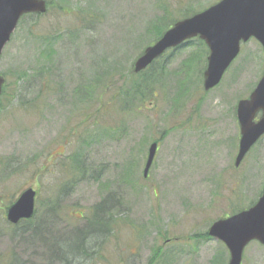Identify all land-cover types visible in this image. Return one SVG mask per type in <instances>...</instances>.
<instances>
[{
	"label": "rangeland",
	"instance_id": "obj_1",
	"mask_svg": "<svg viewBox=\"0 0 264 264\" xmlns=\"http://www.w3.org/2000/svg\"><path fill=\"white\" fill-rule=\"evenodd\" d=\"M218 1L46 0L45 15L21 19L0 56V264H54L56 243V255L74 252L70 264H227L208 228L264 185V136L234 167L235 106L261 77L260 45H242L208 92L206 58L184 70L202 48L166 52L164 69H149L153 90L123 98L144 79L134 61L159 39L147 28ZM28 188L34 217L13 226L7 210ZM242 264H264V247L250 242Z\"/></svg>",
	"mask_w": 264,
	"mask_h": 264
},
{
	"label": "water",
	"instance_id": "obj_2",
	"mask_svg": "<svg viewBox=\"0 0 264 264\" xmlns=\"http://www.w3.org/2000/svg\"><path fill=\"white\" fill-rule=\"evenodd\" d=\"M45 0H0V56L26 14H45ZM198 38L208 49L202 87H216L229 65L237 57L240 43L254 38L262 47L264 57V0H220L206 10L174 23L152 45L145 48L134 61L132 72L145 70L166 50ZM5 80L0 75V94ZM260 116L256 119L257 115ZM239 126V147L234 166L242 162L250 148L264 134V62L262 76L248 98L236 105ZM157 141L148 149L143 178L148 176ZM35 192L29 188L7 210V221L16 225L34 215ZM208 236L220 241L228 250L227 264H241L245 247L252 241L264 246V186L257 202L250 208L228 218L219 219L208 229Z\"/></svg>",
	"mask_w": 264,
	"mask_h": 264
},
{
	"label": "trees",
	"instance_id": "obj_3",
	"mask_svg": "<svg viewBox=\"0 0 264 264\" xmlns=\"http://www.w3.org/2000/svg\"><path fill=\"white\" fill-rule=\"evenodd\" d=\"M184 16H188L187 14H185ZM183 16V17H184ZM170 22H172L171 20H170ZM175 21H173L172 22V24L174 23ZM157 23H159V22H153L151 25H150V27L149 28H147V35L148 36H152V38L154 39V40H156V39H158V38H160V36L163 34V32H165L172 24H170V25H168L169 24V20H167L165 23H167L166 24V26L165 27H162V28H160V29H162V30H160L159 29V27L157 26V25H159V24H157ZM147 36V37H148ZM187 44H195V45H197V46H199L200 48H202V57H201V54H200V52H198L199 54H192V56H190V57H188V59L185 61V63H184V70H185V72L186 73H190L191 74V71L190 70H192V69H194V63L195 62H198V61H200L201 60V58H202V60L204 61V59H205V57H206V55H207V51H206V47L204 46V44L200 41V40H196V41H190V42H188ZM163 58H159L157 61H155L147 70H145L144 72H142L140 75H142V76H144V79H143V82H140L139 84H134V83H132L131 84V87H132V89H130V90H128L127 91V93H125V95L123 96V98H125V99H128L127 100V102H129V98H133L134 99V97H133V94H140V90H138V92H137V89L138 88H140V87H142V88H144V89H142V91L143 90H146L147 88L149 89V90H153L152 88H150V87H153L154 86V84H153V82L156 80L154 77H152L150 74H148V72L150 71L149 69H151L152 67H154L156 64H159L160 65V70H163L164 69V67H165V63L164 62H161V60H162ZM189 69H188V68ZM202 70V69H201ZM201 70H200V72H201ZM130 74H132V73H130ZM200 74V73H199ZM133 75V74H132ZM153 78V79H152ZM151 80V81H150ZM135 88V89H134ZM146 88V89H145ZM129 89V88H128ZM134 89V90H133ZM87 174V172L85 171V172H83L82 173V175H86ZM104 206V202L103 203H101L100 205H99V207H98V210L99 209H101L102 207ZM102 212H104V210H102ZM101 223H97V225H100ZM85 241V238L83 237L82 239H81V246L85 243L84 242ZM59 246L60 247H63V246H61L60 245V243L58 244V248H59ZM78 249H79V247H77ZM60 250V249H59ZM58 250V251H59ZM62 250V249H61ZM75 253H77V251L75 252ZM57 254V253H56ZM56 254H54L53 256H52V261L54 262V264H70V262H71V260H72V258H73V256H74V252L72 251V252H66L64 255L65 256H58V255H56ZM68 255V256H67Z\"/></svg>",
	"mask_w": 264,
	"mask_h": 264
},
{
	"label": "flooded vegetation",
	"instance_id": "obj_4",
	"mask_svg": "<svg viewBox=\"0 0 264 264\" xmlns=\"http://www.w3.org/2000/svg\"><path fill=\"white\" fill-rule=\"evenodd\" d=\"M55 243H56V242H55ZM58 244H59V243H56V244H55V247L52 249V251H53L54 249H57V248H58ZM44 246H45V245H44ZM79 249H80V247H79ZM58 250H59V248H58ZM58 250H57V251H58ZM57 251L54 252V254H56ZM54 254H53V255H54ZM51 259H52V257L50 256V260H51Z\"/></svg>",
	"mask_w": 264,
	"mask_h": 264
}]
</instances>
